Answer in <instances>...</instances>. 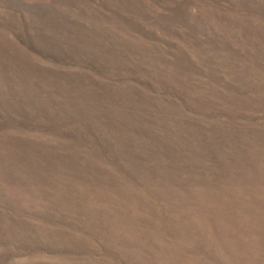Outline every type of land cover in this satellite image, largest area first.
Here are the masks:
<instances>
[{"label": "rangeland", "instance_id": "374dc122", "mask_svg": "<svg viewBox=\"0 0 264 264\" xmlns=\"http://www.w3.org/2000/svg\"><path fill=\"white\" fill-rule=\"evenodd\" d=\"M0 264H264V0H0Z\"/></svg>", "mask_w": 264, "mask_h": 264}]
</instances>
